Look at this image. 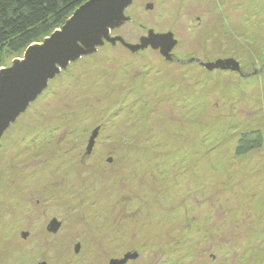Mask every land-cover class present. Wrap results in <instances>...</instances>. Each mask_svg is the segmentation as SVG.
I'll return each mask as SVG.
<instances>
[{
	"label": "rangeland",
	"instance_id": "1",
	"mask_svg": "<svg viewBox=\"0 0 264 264\" xmlns=\"http://www.w3.org/2000/svg\"><path fill=\"white\" fill-rule=\"evenodd\" d=\"M126 16L112 37L172 33V61L105 41L11 124L0 264H264V146L236 154L264 133V0H134Z\"/></svg>",
	"mask_w": 264,
	"mask_h": 264
},
{
	"label": "water",
	"instance_id": "2",
	"mask_svg": "<svg viewBox=\"0 0 264 264\" xmlns=\"http://www.w3.org/2000/svg\"><path fill=\"white\" fill-rule=\"evenodd\" d=\"M134 0H90L82 5L66 22L62 30H57L44 42L33 44L24 53L23 60L17 59L10 68L0 70V140L17 118L24 113L49 86V81L84 55L97 52L105 41L115 45L117 42L136 53L148 47L160 50L167 59L177 45L172 33L154 34L143 38L140 44L127 43L122 37H112L111 30L123 25L130 18L126 10ZM154 5H149L152 9ZM209 70H239L234 61H220L207 64ZM98 132H95L88 147L91 153ZM61 224L53 221L48 230L57 233ZM29 235L23 234L26 239ZM80 246L77 247L79 252ZM137 255H127L122 260H112L111 264H126ZM47 264V263H42Z\"/></svg>",
	"mask_w": 264,
	"mask_h": 264
},
{
	"label": "trees",
	"instance_id": "3",
	"mask_svg": "<svg viewBox=\"0 0 264 264\" xmlns=\"http://www.w3.org/2000/svg\"><path fill=\"white\" fill-rule=\"evenodd\" d=\"M90 0H0V67L8 55L24 53L43 43ZM264 146V133L243 135L236 154L244 156Z\"/></svg>",
	"mask_w": 264,
	"mask_h": 264
},
{
	"label": "flooded vegetation",
	"instance_id": "4",
	"mask_svg": "<svg viewBox=\"0 0 264 264\" xmlns=\"http://www.w3.org/2000/svg\"><path fill=\"white\" fill-rule=\"evenodd\" d=\"M177 42H178V41H177ZM177 44H178V43H177ZM176 46H177V45H176ZM175 48H176V47H175ZM175 48H174V49H175ZM174 49H173V50H174ZM165 58H166V57H165ZM166 59H167V58H166ZM172 59H173V58L170 56V58H168L167 60H168V61H172ZM193 63H200L201 66H203L205 69H208V68L206 67L207 63H204V62H202V61H200V60H198V61H193ZM208 70H209V69H208ZM211 71H212V70H211Z\"/></svg>",
	"mask_w": 264,
	"mask_h": 264
}]
</instances>
